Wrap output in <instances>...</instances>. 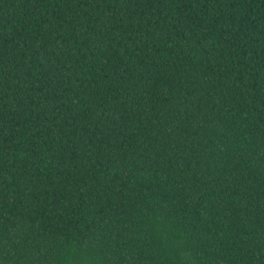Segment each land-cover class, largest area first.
<instances>
[{"label": "trees", "instance_id": "1", "mask_svg": "<svg viewBox=\"0 0 264 264\" xmlns=\"http://www.w3.org/2000/svg\"><path fill=\"white\" fill-rule=\"evenodd\" d=\"M0 264H264V0H0Z\"/></svg>", "mask_w": 264, "mask_h": 264}]
</instances>
